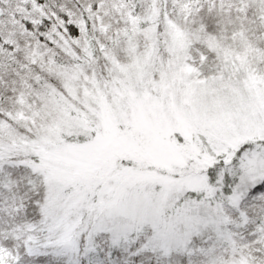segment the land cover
Instances as JSON below:
<instances>
[{"label":"snow or ice","instance_id":"obj_1","mask_svg":"<svg viewBox=\"0 0 264 264\" xmlns=\"http://www.w3.org/2000/svg\"><path fill=\"white\" fill-rule=\"evenodd\" d=\"M0 264H264V0H0Z\"/></svg>","mask_w":264,"mask_h":264}]
</instances>
